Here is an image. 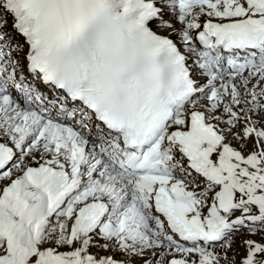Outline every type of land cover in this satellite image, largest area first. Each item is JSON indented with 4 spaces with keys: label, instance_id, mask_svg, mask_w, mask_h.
I'll use <instances>...</instances> for the list:
<instances>
[{
    "label": "snow or ice",
    "instance_id": "snow-or-ice-1",
    "mask_svg": "<svg viewBox=\"0 0 264 264\" xmlns=\"http://www.w3.org/2000/svg\"><path fill=\"white\" fill-rule=\"evenodd\" d=\"M0 264H264V0H0Z\"/></svg>",
    "mask_w": 264,
    "mask_h": 264
}]
</instances>
